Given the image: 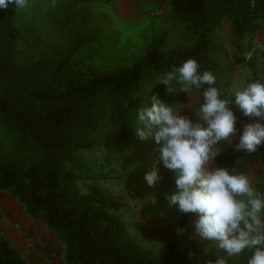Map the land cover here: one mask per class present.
<instances>
[{
	"label": "trees",
	"instance_id": "trees-1",
	"mask_svg": "<svg viewBox=\"0 0 264 264\" xmlns=\"http://www.w3.org/2000/svg\"><path fill=\"white\" fill-rule=\"evenodd\" d=\"M103 2L109 0H84ZM171 14L182 25L186 46L168 47L164 36L153 39L143 56L117 69H100L83 59L98 54L97 32L86 34L80 21L75 42L56 54L24 36L18 10L0 9V192L8 193L33 219H38L60 242L63 264H206L224 253L187 254L172 244L163 253L144 249L127 232L114 211V200L90 183L80 156L106 142L124 149L138 123L137 109L144 106V86L179 67L188 59L198 71H210L216 87L228 92L223 60L214 35L227 22L239 45L245 36L264 30V0H167ZM29 51L18 60V46ZM264 48H256L254 54ZM85 53V54H84ZM240 61H243L241 59ZM252 65V61L249 62ZM253 81L262 80L254 76ZM167 86L163 102H175L190 93L196 108L203 102L201 89L185 94L175 80ZM155 95L157 93L155 92ZM223 98V97H222ZM222 144L215 163L235 173L256 168L264 174V145L255 153L235 151ZM264 194V178L253 185ZM192 214H182L183 228ZM178 234V233H177ZM251 252L227 258V264H247ZM0 264H27L0 232Z\"/></svg>",
	"mask_w": 264,
	"mask_h": 264
},
{
	"label": "rangeland",
	"instance_id": "rangeland-1",
	"mask_svg": "<svg viewBox=\"0 0 264 264\" xmlns=\"http://www.w3.org/2000/svg\"><path fill=\"white\" fill-rule=\"evenodd\" d=\"M51 4L52 0H28V7L17 9L21 34L30 35L38 44L61 54L76 41L72 36L77 32L80 21H85L86 34L100 27L97 32L99 42L95 46L99 53L88 51L86 53L91 55H83L84 60L100 69H117L134 62L143 56L153 39L160 36L165 37L168 47L187 45L182 25L171 14L167 0H109L107 3L55 0V7ZM155 7L162 10L160 15L151 14ZM214 38L220 49L225 78L230 84L229 91L242 88L252 82L254 76L263 82L262 51L253 53L251 57L248 53L256 48H264V30L245 36L237 45L233 30L224 21ZM21 42L17 56L23 62L30 50L24 51L27 44ZM161 87L163 84L154 82L144 86V91L150 93H147L146 99L148 106L155 92L162 101V92L159 94L156 90ZM164 103L181 109L180 115L196 121L194 114L198 109L193 94ZM228 107L237 117V135L232 141H238L243 127L241 121H252L244 117L235 105ZM141 126L138 122L135 128ZM135 128L129 145L124 149L102 142L80 156L89 182L98 185L113 198L115 213L127 232L144 249L163 253L175 244L176 248L191 255L200 251L224 253L215 246L209 248L211 242L194 235V221L198 218L195 214L183 226L184 231L177 234L182 214L175 207H170L165 198L175 186L174 174L159 161L154 140H140ZM153 168L157 170L158 179L149 186L144 177ZM256 172L255 168L247 175L253 185L264 178V174L260 176ZM20 215L25 218L21 219ZM1 221L12 231L11 237H7L6 230L0 227L1 234L19 251L27 264H63V250L56 236L40 220L28 216L22 206L6 192H0ZM19 234H22V239ZM15 235L19 241L15 240ZM39 243L46 245L45 251L39 250Z\"/></svg>",
	"mask_w": 264,
	"mask_h": 264
},
{
	"label": "clouds",
	"instance_id": "clouds-1",
	"mask_svg": "<svg viewBox=\"0 0 264 264\" xmlns=\"http://www.w3.org/2000/svg\"><path fill=\"white\" fill-rule=\"evenodd\" d=\"M9 5L24 9L28 0H0V9L7 10ZM51 6L55 7V0ZM199 67L196 60L188 59L156 83L166 85L169 94L174 92L173 80L185 94L207 85L202 91L203 102L194 114L196 121L152 95L150 106L145 101L137 109L142 126L135 132L142 141L154 140L159 161L174 174L175 186L165 197L168 205L181 214H195L194 235L211 242L209 248L223 250L225 256L206 264H227V258L245 250L251 252L247 264H264V194L246 174L215 164L221 145L231 144L237 135V117L229 105H235L252 121H241L242 132L234 150L252 154L264 145V83L252 81L223 92L214 86V74H201ZM144 178L152 186L158 179L157 170L153 168ZM183 231L177 229L178 234Z\"/></svg>",
	"mask_w": 264,
	"mask_h": 264
},
{
	"label": "crops",
	"instance_id": "crops-1",
	"mask_svg": "<svg viewBox=\"0 0 264 264\" xmlns=\"http://www.w3.org/2000/svg\"><path fill=\"white\" fill-rule=\"evenodd\" d=\"M21 216V219H24L25 217L24 216H22V215H20ZM0 227H2L4 230L3 231H5L6 230V232H5V236H7V237H11V230H9V228L6 226V224L4 223V222H0ZM13 235V234H12ZM19 237L22 239V234H19ZM19 237H17L16 235H15V240L16 241H19Z\"/></svg>",
	"mask_w": 264,
	"mask_h": 264
},
{
	"label": "built area",
	"instance_id": "built-area-1",
	"mask_svg": "<svg viewBox=\"0 0 264 264\" xmlns=\"http://www.w3.org/2000/svg\"><path fill=\"white\" fill-rule=\"evenodd\" d=\"M151 11H152L151 12L152 15H160L162 13V10L157 8V7L153 8ZM15 227L19 229L18 225H15ZM39 246H40V248H39L40 251H45L46 250V245L45 244L39 243Z\"/></svg>",
	"mask_w": 264,
	"mask_h": 264
}]
</instances>
